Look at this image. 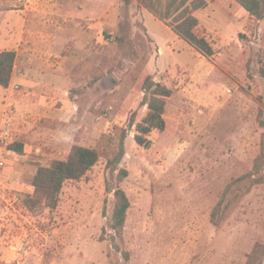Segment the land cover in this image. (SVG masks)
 <instances>
[{"label":"rangeland","instance_id":"rangeland-1","mask_svg":"<svg viewBox=\"0 0 264 264\" xmlns=\"http://www.w3.org/2000/svg\"><path fill=\"white\" fill-rule=\"evenodd\" d=\"M217 1L198 17L218 52L209 62L136 0H0V53L15 51V68L30 66L40 81L14 89L28 106L0 91V264H246L264 246V185L237 199L219 227L210 221L264 143V21L233 23L241 13ZM148 77L174 95L166 130L142 148L130 123L147 115ZM123 134L129 176L120 186L131 207L114 239L107 188L117 181L107 163ZM14 143L23 155L8 150ZM76 146L97 150L99 163L64 186L57 210L29 213L37 168Z\"/></svg>","mask_w":264,"mask_h":264},{"label":"trees","instance_id":"trees-1","mask_svg":"<svg viewBox=\"0 0 264 264\" xmlns=\"http://www.w3.org/2000/svg\"><path fill=\"white\" fill-rule=\"evenodd\" d=\"M131 1L125 0V3L129 4ZM233 1L240 5L254 20L264 21V0ZM136 2L140 9L146 10L156 20L169 27L180 40L200 56L209 62L214 61L218 54L215 44L195 13L205 10L215 0H136ZM16 60L17 53L15 51L6 50L0 53V87L4 89L10 87ZM143 92L145 94L143 105L148 106L147 115L137 124L135 119H132L130 128L136 125L134 138L136 144L142 148H149L151 145L149 137L152 132H164L166 130V108L168 100L174 95V90L161 83H155L152 77H148L144 82ZM127 137L128 134L122 135L116 157L107 163L110 175L115 176L117 181V187L108 186L107 188L109 193H114L115 198L114 211L107 222L108 228L114 233V239L115 237L123 238L128 210L131 207L127 194L120 186L129 176L128 170L120 167L127 154ZM8 150L20 156L24 154V146L21 143L10 145ZM100 159L101 155L97 150L76 146L66 160L57 161L49 167H38L34 177L29 181L33 194L25 201L26 209L33 215H40L45 210L50 212L57 210L64 186L69 182L86 178ZM258 185H264V143H262L261 154L253 163L252 170L226 186L211 213V224L219 227L230 206L237 199L250 194L252 189ZM235 189L237 192L230 198V194ZM116 249L117 251L120 250L118 246ZM122 254L124 259L129 261V253L123 251ZM263 261L264 246L256 244L248 255L246 264H262Z\"/></svg>","mask_w":264,"mask_h":264},{"label":"crops","instance_id":"crops-1","mask_svg":"<svg viewBox=\"0 0 264 264\" xmlns=\"http://www.w3.org/2000/svg\"><path fill=\"white\" fill-rule=\"evenodd\" d=\"M219 1H221V0H218L216 3H218ZM227 2V7H228V12L230 13L231 11H233L235 14H237V13H241V16H242V19L241 20H238V19H233L231 22H233V21H235L236 23H238V25H242V24H244V26H247V24H248V22H250V21H252V18L250 17V15L240 6V5H238L236 2H234L233 0H227L226 1ZM215 3V4H216ZM211 4V3H210ZM210 4H209V6H208V8H206L205 10H207V9H209V7H210ZM205 10H202V11H198V12H196L195 13V15H196V17L198 18L199 16H200V14L201 13H203ZM232 13V12H231ZM233 14V13H232ZM231 15V14H230ZM232 16V15H231ZM233 18H235V16H233ZM145 21H146V18H145ZM234 23V22H233ZM167 27V26H166ZM145 28L147 29V33H148V35L150 36V38L154 41V43L155 44H158V42H157V40L156 39H154L153 37H152V35H150V33H149V29H148V27L146 26V23H145ZM169 28V27H168ZM169 30H171L170 28H169ZM261 30H264V29H261ZM172 31V30H171ZM177 37V36H176ZM178 38V37H177ZM19 56V55H18ZM18 60H20V57H18ZM28 60V59H27ZM26 62H28V61H26ZM27 67V68H26ZM26 68V69H25ZM30 70V66H28V65H26V66H22V67H19L18 68V66H16V68L14 69V74H13V77H12V81H11V84H10V87L8 88V89H4V88H2V87H0L1 89H0V91L2 90H4V92L7 94V93H10L11 95H12V98H13V101H15L16 103H19L20 105H27L28 106V104L24 101V100H22V101H17V100H15V96H14V94L15 93H17V92H15V90L14 89H18L19 88V86L20 85H23L24 86V84L26 83V85H25V87L27 88V90L28 91H31L32 89H30V88H32L31 87V85H30V81H29V79H31L33 76L32 75H30L31 73V71H29ZM34 78V77H33ZM32 78V82L35 84V86H36V84H39L40 83V81L39 80H36V79H33ZM1 91V92H2ZM62 91L63 92H65L66 90H65V88H62ZM27 99L26 100H28L29 99V96L28 97H26ZM29 106H31L32 108H37L38 106H37V104H31V105H29ZM4 114V113H3ZM68 115H70V114H68Z\"/></svg>","mask_w":264,"mask_h":264},{"label":"built area","instance_id":"built-area-1","mask_svg":"<svg viewBox=\"0 0 264 264\" xmlns=\"http://www.w3.org/2000/svg\"><path fill=\"white\" fill-rule=\"evenodd\" d=\"M2 165V164H1Z\"/></svg>","mask_w":264,"mask_h":264}]
</instances>
